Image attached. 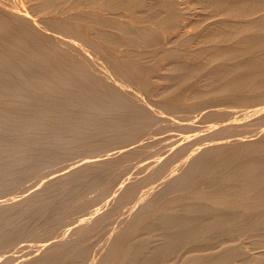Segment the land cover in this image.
Listing matches in <instances>:
<instances>
[{"label": "bare ground", "instance_id": "6f19581e", "mask_svg": "<svg viewBox=\"0 0 264 264\" xmlns=\"http://www.w3.org/2000/svg\"><path fill=\"white\" fill-rule=\"evenodd\" d=\"M24 1L0 0V188L15 191L25 176L48 162L57 166L61 156L86 153L72 155L67 166L58 159L63 167L50 172L47 166L46 179L0 196V246L6 245L0 264H244L246 259L264 264L263 130L260 137L252 136L263 128L252 126L264 123V0H193L192 9L186 7L194 14L190 23L181 14L182 0H26L28 7ZM37 12L43 14L37 17ZM95 57L105 69L92 68ZM107 68L115 80L106 79ZM158 78L166 85L159 93L153 86ZM134 82L146 96L158 88L151 96L162 108L159 114L125 87ZM196 108L216 120H206L211 133L193 142V155L179 173L164 172L185 144L167 158L161 155L166 159L152 170L148 166L156 159L146 161L143 155L146 163L139 167L151 172L138 180L131 175L134 181L128 182L124 170L125 178L111 190L123 162L155 138L157 123L171 124L176 119L168 114ZM154 125L157 131L148 135ZM190 154L177 160V167ZM100 182L103 192L115 196L109 209L98 212L109 198L92 199L89 206L96 207L87 205L61 221L59 213L73 201L87 203L76 185L94 189ZM61 194L72 201L55 205ZM128 203L130 218H120L123 225L108 232L90 257L94 243L88 245L87 239L105 221L122 216ZM28 216L52 226L38 243H32L30 233L32 242L19 246L23 232L40 229L25 226ZM68 231L70 238H63ZM13 243L16 254L10 253ZM38 249L41 254L29 260Z\"/></svg>", "mask_w": 264, "mask_h": 264}, {"label": "rangeland", "instance_id": "374dc122", "mask_svg": "<svg viewBox=\"0 0 264 264\" xmlns=\"http://www.w3.org/2000/svg\"><path fill=\"white\" fill-rule=\"evenodd\" d=\"M182 1H183V3H181V0H179V3H181V4L178 3V4L180 5V6H179V5H178V6H179V8L182 6V7H181L182 9H180V10H183V11L181 12V14L183 13L182 15H183L185 18L188 17V18H186V19H187V21L190 23L191 20L189 21L188 19H190V18L193 19V16H192V15H194V14H193V11H190L189 13H187V12H188L189 10L192 9L191 7H193V5H192V1H193V0H191V4H190V3L186 4V0H182ZM184 1H185V2H184ZM24 2L26 3L27 1L25 0ZM187 2H190V0H187ZM184 3H185V6L183 5ZM189 4H190L191 6H189ZM26 5H27V7H28V2L26 3ZM187 5H188V6H187ZM186 7H187V9L189 8L188 11L186 10ZM191 12H192V14H190ZM39 14H40V15H38V12H37L36 16H37V17L41 16V15L43 14V12H39ZM182 15H181V16H182ZM187 15H189L190 17L187 16ZM183 16H182V18L185 19ZM191 16H192V17H191ZM186 19H185V21H186ZM188 22H187V23H188ZM41 25H42V23H41ZM187 28H188V27H187ZM169 33H171V32H168V34H169ZM97 60H98V61H97ZM100 62H102V63H101L102 65L100 64V66H99V63H100ZM91 64H92V68H93V69H94L96 66H98V69H97V68L94 69V70L97 71V72H98V70L101 71L102 69H105V66H106V65H105V62H104L102 59H100V58L98 59V57H95L94 59H91ZM95 64H96V65H95ZM103 64H104L105 66H104ZM100 69H101V70H100ZM106 70H107V71H105L104 74H105V73H106V74H107V73L109 74V75H105L106 79L109 78L108 76H112V77H110L111 80H110V78L107 79V80H108V81H112V79L115 80V76H114L115 74H114V72H113L112 70L108 69V68H107ZM111 72H112V73H111ZM110 74H111V75H110ZM112 74H113V75H112ZM113 76H114V78H113ZM158 79H159V78H158ZM158 79H155V82H154L153 86H157V87H159L160 89H159V90H156V89H158V88H156V87H152L151 90L148 91L149 94H148L147 96L145 95V93H146L147 91L145 92V91L141 88V86L138 85L139 83H137V84H136V82H134V84L129 83V85L131 84V86H127V85L125 86V87H127V88L130 87L128 90H129L131 93L134 91L132 94H138L139 97H137V95H136V97L138 98V100H139L140 102L142 101V100H140V99H144L143 101H144V102L146 101V103L143 102L145 105H147V106H151V108L153 107L154 110H152V111H153L154 114H155V113L157 114L158 112H160V111L162 110V108H161V107L159 106V104H157L155 101H152V100H155V98H153L152 96L154 95V93H156L155 95H157V92H155V90L158 91V93H159V91L162 90V88H163V91L166 90V87H165L166 85H165V83H163L160 79H159V80H158ZM157 80H158V81H157ZM156 82H158V83H156ZM159 82H160L161 84L163 83L164 85L162 84V85H163V86H162L161 84H159ZM155 84H157V85H155ZM135 85H136V88H137V89H135ZM158 85H159V86H158ZM138 86H139V87H138ZM160 86H161V87H160ZM132 88H133V91H132ZM154 88H156V89H154ZM130 89H131V90H130ZM135 90H136V91H135ZM141 90H142L143 92H145V93H143ZM152 90L154 91V93H153ZM150 91H151V92H150ZM140 92H141V93H140ZM142 93H143V95H142ZM152 93H153V94H152ZM139 94H140V95H139ZM151 94H152V96H151ZM185 94H186V95H185ZM185 94H184V97L186 96V98H188L187 100L191 99V98H190L191 95L189 94V92H186ZM155 95H154V97H156ZM189 95H190V96H189ZM141 96H142L143 98H142ZM148 96H149V97H148ZM151 97H152V98H151ZM139 98H140V99H139ZM145 98H149L150 101H149V99L146 100ZM147 101H148L151 105H150ZM152 102H153V104H152ZM154 104H155V105H154ZM158 106H159V107H158ZM221 106H222L223 108H225V106H227V105H225V106H224V105H221ZM155 107H157V108L155 109ZM153 108H152V109H153ZM160 108H161V109H160ZM229 108H230V106H227L225 109H229ZM157 109H158L159 111H157ZM197 109H199V108L194 109V113H195V115H194V113H193V109H192L191 111H188V112L190 113V115L193 113V114L191 115L192 117L189 115L188 112H187V114H186V112H184V111H182V112H181V111H180V112H177V111H176V112H174V115H172V114H168L169 116L171 115V116L173 117V119L178 120V122H177L176 120H174V122H172L171 124H170V123L167 124V123H165V122H163V123H161V124H158V123H157L156 125H158V126L161 125V126H159V127L157 126V127H158V128H157V127L154 125L153 128L147 129V131H148V130L151 131V129H155V128L158 129V131H157V129H155L157 132L154 130L156 133H154L153 131H151L150 133L148 132V133H149V134H148L147 131H146V133H144V135H142V137H146V136H148V135L154 133V134H155V138H154L155 140L152 139V141H150L148 144H146V146H144L145 148L143 147V148L141 149V150H143L142 152H141V151H139V153L137 152L139 155H138L137 153H135V154L133 155V157H130V158H133V159H129V160H131L132 162L129 161V160H126V161L123 162L122 167H124V168H121L122 171L120 170L119 172L116 173V174H118L117 176H120V178H119V177H115V180L112 182V185H111V190L117 188V187H118V184L120 183V181H122L127 175H128V177H129V179L127 178L128 182H130V178H131V181H134V180H138L139 177L142 178V177L147 176V173H148V172L150 173L151 170H152L155 166H157V165H159L160 163H162V162L168 157V155H171V154H173V153L176 151V150H174V148L177 149V148H179V146L181 147L182 144H185V145L182 146V147H185V146H186L185 148H183L185 151L182 149L181 152L179 153V155H178V153H177V154H176L177 156H175L176 160H175V158H174L173 161H171V162L167 165V170H166L167 172H166V171L164 172L165 174H167L168 172H170V170H172V171L170 172L169 176H170V175H173L174 173H179V172L181 171V170L179 171V168H180V169H183V168L187 165V162L189 161V159H191V156L193 155V154H190V152H191V150H192L193 147L197 146V144L194 145L193 142L196 143V141H200L201 139H199L198 137L201 138V137H203V136H207V134H210V133H211V129H208L209 131L206 130V129H205V127H206L205 125L208 124V123L210 122V120H211V122L214 121V120H216L215 118H213V116H208V115H206V113H205V114H202L203 112H200V114H199V112H198ZM199 110H200V109H199ZM195 111H196V112H195ZM196 113H197L198 115H197ZM158 114H159V113H158ZM180 114H182V115H181V116H178V115H180ZM201 114H202L203 116L206 115V118H205V116L203 117ZM186 115L188 116V118H187ZM200 115H201L202 117H201ZM177 116H178V118H177ZM189 116H190L191 118H190ZM194 116L197 117V118L195 117V120H193V119H194ZM198 116L201 117L203 120H202V119L200 120ZM251 116H252V115H251ZM251 116L248 117L249 119H247V121H251L253 118H255V117L257 116V114H256V115H253L252 117H251ZM185 117H186V118H185ZM209 117H210V118H209ZM250 117H251V119H250ZM183 118H184V119H183ZM189 118H190V120H189ZM192 118H193V119H192ZM207 118H209V119H207ZM212 118H213L214 120H213ZM187 120H188V121H187ZM196 120L203 121L202 123H204V124L201 125L202 123H201L200 121H196ZM206 120L208 121V123H207ZM183 121H184L186 124L188 123L189 126H188V125L186 126V124H185ZM205 121H206V122H205ZM176 122H177V124H175ZM189 122H190V123H189ZM180 123H182V124L180 125ZM191 123H192V124H191ZM194 123L197 124V125L195 126ZM205 123H206V124H205ZM162 124H165V126L167 127V129H166V127H165L164 125H162ZM173 124H174V125H173ZM184 124H185V126H184ZM167 125H168V126H167ZM171 125H172V126H171ZM182 125H183V126H182ZM190 125H191V126H190ZM199 125L201 126V128H202L203 131H204V129H205L206 131H205V132L201 131V128H200ZM173 126H174V129H173ZM180 126H181L182 128H184V127L189 128L190 130H191V128L193 127V129H192L193 131H192V130L190 131L189 129H186V128H184V129L182 130V128H181ZM197 126H199V127L197 128ZM255 126H256V128H257V126H259V127H263V128H262V129H261V128H257V129H256ZM160 127H161V128H160ZM162 127H164V128H162ZM170 127H171V128H170ZM175 127H176V128H175ZM190 127H191V128H190ZM194 127H195L196 129H195ZM203 127H204V129H203ZM252 127L254 128V130L256 129V133L259 132V133H257L258 136H257L256 133H255L254 135H252L253 137H260L261 135H263L262 132L264 133V123H262L261 125H254V126H252ZM169 128H170V130H168ZM159 129H160V130L163 129V130L159 131ZM172 129H173V130H172ZM179 129H181V130H179ZM199 129H200V130H199ZM260 129H261V130H260ZM166 130H168V131H166ZM186 130H187V131H186ZM197 130H199V131H197ZM259 130H260V131H259ZM262 130H263V131H262ZM162 131H164V132L166 133L165 136L163 135L164 132H162ZM169 131L172 132V133H174V134L172 135V133H170ZM175 131H176V132H175ZM179 131H180L181 134L183 133V135H180V133H177V132H179ZM182 131H183V132H182ZM200 131H201V132H200ZM261 131H262V132H261ZM158 132H160V133H158ZM168 132H169V133H168ZM191 132H192V133H191ZM198 132H199V133H198ZM208 132H210V133H208ZM254 132H255V131H254ZM165 133H164V134H165ZM175 133H176V135H175ZM185 133H188V134L191 133V135L188 136V137L185 139V138H184V135H187V134H185ZM196 133H198V136H197ZM200 133H201V134L203 133V134L200 135ZM205 133H206V134H205ZM260 133H261V134H260ZM147 134H148V135H147ZM159 134L161 135V139H164V140L159 139V138H160V135H159ZM169 134H170V135H169ZM178 134H179V135H178ZM156 135H157V136H156ZM259 135H260V136H259ZM163 136H164L165 138H164ZM167 136H169V137L166 138ZM170 136H171V137H170ZM175 136H177V137H175ZM179 136H180V137L183 136V137H182V140H181V138H180ZM196 136H197V137H196ZM158 137H159V138H158ZM171 138H172V139H171ZM173 138H175V140H176L177 142H176V141L174 142V139H173ZM179 138H180V139H179ZM183 138H184L185 140H184ZM195 138H196V139H195ZM158 139H159L160 141H164L163 144L168 143V144H166L167 146L169 145L168 148H167L166 145H165V149H164V145H163ZM165 139H169V140H166V141H165ZM198 139H199V140H198ZM156 140H157V141H156ZM171 140H173V141H171ZM154 141H155V142H154ZM168 141H170V142H168ZM178 141H179V142H178ZM181 141H182V142H181ZM185 141H186V143H185ZM191 141H192V142H191ZM202 141H206V139H205V140L202 139ZM157 142H159V143H157ZM165 142H166V143H165ZM174 143H175V144H174ZM176 143H178V144H176ZM207 143H208V142H203L202 145H204V144L207 145ZM155 144H156V145H155ZM157 144H159V145H157ZM160 144H161V146H162L163 148L160 147ZM171 144H172V146H171ZM173 144H174L175 146H174ZM186 144H187V145H186ZM188 145H189L190 147H188ZM112 146H113V145H111V146H107V147H105V148H111ZM154 146H155V147H154ZM158 146H159V148H158ZM170 146L173 147V148H171ZM177 146H178V147H177ZM187 147L190 148V149H188ZM191 147H192V148H191ZM105 148H104V149H105ZM166 148H167V150H166ZM169 148H170V149H169ZM186 148H187V149H186ZM104 149L101 148V150L99 149V151H102V150H104ZM144 149H145V150H144ZM155 149H158V150L155 151ZM160 150L162 151V154H161V151H160ZM171 150H172V151L174 150V151L172 152ZM83 151H84V150H83ZM83 151L81 150V151L77 152V154L75 153V155H73L74 153H73V154H70V155L68 154L69 156L66 155V156L69 157V158H70V156H71V159H69V158L67 159L66 156H65L66 158H64V159L62 158V156H61L60 158H58V159L61 160V161L63 160L62 162H64V163H62V162L59 161L58 159H55V160L57 161V166H56V164H55V162H54L55 160H53L54 163H52V161H51V162H48V163L46 164V166H45V164H43L42 166H45V169H44V167H40V168L38 169L39 171L41 170L40 172L37 170V171L32 172L31 174H28V175H30V176H28V175H27L28 177L25 176V178L27 177V178H26L27 180H26L25 178H23L22 180H23L24 183H23V182H22V183H19L17 186H18V187L20 186L19 188L22 189V188H24V187H27L28 185H32V184H34L35 182L38 183L40 179H41L40 181H42V179H43V180L46 179L48 173L51 172V170H52L53 167H54L53 170H56L55 167L58 169V168L63 167L62 165H64V164L67 166V165L71 162V160H74V159H75L74 157H78V155H82V154H84V152L86 153V151H84V152H83ZM97 151H98V150H97ZM97 151H96V152H97ZM158 151H159V152H158ZM166 151H167V152H166ZM182 151H183V152H182ZM145 152H147L148 154L145 153ZM155 152H157V153H155ZM165 152H166V153H165ZM171 152H172V153H171ZM78 153H79V154H78ZM169 153H170V154H169ZM186 153H187V154H186ZM136 154L138 155V157H139V159H140L141 161L138 160ZM141 154H142V155H141ZM146 154H147V157H146ZM157 154H158V155H157ZM180 154H181V155H180ZM185 154H186V155H185ZM188 154H190V156L187 157L188 160L181 164L182 167H181L180 165L177 167L178 161L180 162L181 160H184V158H185ZM72 155H73L74 157H73ZM76 155H77V156H76ZM143 155H144V159H146V161H148L147 159H149V160H150V159H156V161H155V163H154L155 165L152 164V167H151V166H148L151 170H150L148 167H145V168H142V169L139 167L140 164H141L143 161H145V160L143 159ZM148 155H150L151 158H149ZM154 155H155V156H154ZM156 155H157L158 157H157ZM159 155H160V156L163 155V156L166 157V158H164L163 156H161V158H160ZM165 155H167V156H165ZM180 156H182V158H181ZM183 156H185V157H183ZM152 157H153V158H152ZM61 158H62V159H61ZM136 158H137V159H136ZM162 158H163V160H161ZM177 158H178V159H177ZM180 158H181V159H180ZM66 159H67V161H69V162L65 161ZM135 159H136L137 161H136ZM142 160H143V161H142ZM160 160H161V161H160ZM177 160H178V161H177ZM134 161H136V162H134ZM139 161H140V162H139ZM157 161H159V163H157ZM175 161H176V162H175ZM58 162H59V164H58ZM60 162L62 163L61 166H60ZM129 162H130V163H129ZM173 162H174V163H173ZM66 163H67V164H66ZM135 163H136V164H135ZM138 163H139V165H138ZM145 163H146V162H143V164H145ZM171 163H172V165H171ZM49 164H51V165H49ZM54 164H55V166H53ZM127 164H130V165H131V168H130V165H128V167H127ZM174 164L176 165V166H175L176 168L173 167ZM124 165H125V166H124ZM169 165H171V167H170ZM47 166H48V168L50 169V170L48 169V170L50 171V172H48V173L45 172V171H48V170H47ZM49 166H50V167H49ZM51 166H52V167H51ZM153 166H154V167H153ZM168 166H169V167H168ZM134 167H135V168H134ZM137 167H139V168H137ZM42 168H43V170H42ZM125 168H126V169H125ZM136 168H137L138 170H137ZM168 168H169V171H168ZM170 168H171V169H170ZM132 169H133V170H132ZM134 169H135V172H134ZM140 169H141V170H140ZM145 169H146V170H145ZM53 170H52V171H53ZM124 170H127L126 173H124V176H125V174H126L125 177H124L123 175H121V173H120V172H123ZM128 170H129V171H128ZM144 170H145V172H144ZM175 170H176L177 172H176ZM42 171H43L45 174H44ZM132 171H133V172H132ZM137 171H138V172H137ZM140 171H141V172H140ZM38 172L40 173V174H39L40 176L37 175ZM124 172H125V171H124ZM129 172H130V173H129ZM139 172L141 173V175H140ZM146 172H147V173H146ZM145 173H146V175H145ZM149 173H148V174H149ZM42 174H43L45 177H44ZM122 174H123V173H122ZM142 174H144V175H142ZM31 175H32V176H31ZM131 175H135V176H136V179H135V176L133 177V176H131ZM121 176H122V178H121ZM141 176H142V177H141ZM34 177H35V178H34ZM38 177H39V178H38ZM41 177H43V178H41ZM132 177H133L134 180L132 179ZM137 177H138V179H137ZM28 178H29V179H28ZM33 178H34V179H33ZM35 179H37V180H35ZM120 179H121V180H120ZM22 180H21V181H22ZM24 180H25V181H24ZM30 180H31V182H30ZM152 180H155V179H152ZM33 181H34V182H33ZM37 181H38V182H37ZM101 182H102V180H101ZM101 182L99 183V185L94 186V189H93V186L86 185V183H84V184H83V183H82V184L79 183V185L77 184L76 187H78V189L82 190V194H83L82 196L84 197V200H87V203H86V205L83 204V206H78V205H76V201H73L72 204H71L68 208H66V210H64V211H62L61 213H59L61 221H68V220L72 219L73 217L76 216L75 213H77V211H80L83 207H86L87 205H88V207H89L88 209H93L94 206L96 207V204H95L93 207L91 206L92 208H90L89 205H90V203H92L94 200H95V201L98 200V201H100V203H103V202L105 201V198H107V199L109 198V200L107 201V204L104 205V206H103L98 212L101 213V212H104L105 210H108V209H109L108 207H110V206L112 205V202L114 201L115 196L113 197V199H111V196H110L109 194H106L105 192H103V190L101 189V186H102V183H101ZM153 182H155V181H152V183H153ZM114 183H116V184H114ZM117 183H118V184H117ZM144 183H145V182H144ZM152 183H149V184H147L146 186L141 187V189H142V188L145 189L146 187L150 186V184L152 185ZM22 184H23V185H27V186H23ZM80 184H81V185H80ZM113 184H114V186H113ZM21 185H22L23 187H21ZM17 186H15L17 190H16L15 187H14L15 191L12 190V189H13L12 187H8V191H7V188H4V189H6L5 192H7V193H4V190H2V188H0V190L2 191V193H1V191H0V196H1V195H2V196H5V195H6V196H8V195L10 196L11 193H12V195H13V194H16V193L20 192V191H19V188H17ZM41 186H42V187H41ZM89 186H90V187H89ZM99 186H100V188H99ZM112 186H113V188H112ZM34 187H35V185H34ZM43 187H44V185H40V186H39L38 188H36V189L39 190L40 188H43ZM72 187L75 188V185H74V186L72 185ZM84 187H85V189H84ZM9 188H10V189H9ZM11 188H12V189H11ZM90 188H92V190H90ZM100 189H101V190H100ZM120 189H121V188H120ZM9 190H10V191L12 190L14 193H13V192L10 193ZM84 190H85V191H84ZM16 191H18V192H16ZM151 191H152V190H151ZM151 191H150V193L146 194V196H145L146 198L148 197V195H149V196L151 195ZM8 192H9V193H8ZM87 192H88L89 194H88ZM94 192H96V194H98V195H96ZM117 192H120V190L116 191V193H117ZM93 193H94V195H93ZM103 193H105V194H103ZM116 193H115V194H116ZM152 193H153V191H152ZM3 194H5V195H3ZM92 195L94 196V198H93ZM104 195H106V196H104ZM107 195H108V196H107ZM116 195H117V194H116ZM90 196H91V198H90ZM95 196L98 197V198L96 199ZM109 196H110V197H109ZM59 197H60V198H59ZM62 197H63V198H62ZM17 198H19V197H16L15 199H17ZM87 198H88V199H87ZM59 199H60V200H59ZM92 199H93V201H91ZM103 199H104V200H103ZM144 199H145V198H144ZM102 200H103V201H102ZM56 201H58L57 204H62L63 201H68V202H70V201H72V200L69 199V198L67 197V195L64 196V194H63V195L61 194V195L58 196L57 199L55 200V202H54L55 205H56ZM59 201H60V202H59ZM101 201H102V202H101ZM73 203H74V204H73ZM130 204H132V203H130ZM130 204L128 203L126 206L122 207L121 210H123V208H124V210L120 212V213L122 214V216H119V214H117V216L115 217L114 221H111V220H107L108 222L105 221L106 223H103V224H102L103 226L100 225V226H98V228H96L97 230L99 229L97 232H95L96 235H95V233H94L93 236L90 237V238H92V239L88 238L89 241H88V239H87V243H88V245H92V244L94 243L92 246H89V248H90V249H89V253H90V252L92 253V255H91V253H90V255H91L90 257H92L93 254L95 253L94 251H95V249H96V246H97V248H98L99 246H101V245H102L101 243H103V239L105 240V237H107V236L109 235V233H111V231H113L114 229L116 230V229H118L121 225H123L124 222L121 221V220H119L120 218H124V219H129V218H130V216H131L130 213H132V212L128 211V208H127ZM80 207H81V208H80ZM135 207H136V206H135ZM135 207H134V208H135ZM73 208H74V209H73ZM136 208H137V207H136ZM67 209H69V210H67ZM77 209H78V210H77ZM88 209H87V210H88ZM102 210H103V211H102ZM70 211H71V212H70ZM74 212H75V213H74ZM122 212H123V213H122ZM128 212H130V213H128ZM71 213H72V214H71ZM127 213H128V214H127ZM61 214H62V216H61ZM67 214H70V215L67 216ZM73 214H75V215H73ZM121 214H120V215H121ZM123 214H124V215H123ZM55 215H57V212L55 213ZM71 215H72V217H71ZM64 216H67L68 219H67L66 217H64ZM31 217H33V216H28L27 218L25 217V219L23 220V223H25V224L27 223L25 226H26V227H32V226H30V225H34V226L39 227L40 229L37 228V229H35V230H31L32 232H31V231L23 232V234H24V235L26 234L27 237H25L24 235L19 237V238H22V240H23V237H24V240H23V241L20 240L21 242L18 243L19 246H20V244H21L22 242H24V241H27V242L29 241L28 243H30V242L33 241L32 243H35V242H36L35 240H37V243H38V241L40 240V238H42L44 235H46V234L49 233L48 231L50 230V226H52L51 223H49V221H48V224L45 223L44 221H43L44 224H42V223H41V220H39L40 222H38V219L36 218V216L33 217V220H31V219H32ZM61 217H62V218H61ZM63 217H64V218H63ZM29 218H30L31 221H29ZM65 218H66V220H65ZM26 220H27V222H26ZM119 221H120V222H119ZM31 222H32V223H31ZM46 222H47V221H46ZM53 223H54V222H52V224H53ZM108 223H109L110 225H109ZM41 224H42L43 227H46V228H43L42 226H40ZM28 225H29V226H28ZM107 225L109 226V228H108ZM118 225H119V226H118ZM34 226H33V227H34ZM48 227H49V228H48ZM63 228H64V227H63ZM42 229H44V230H42ZM45 229H47V230H45ZM101 230H102V231H101ZM103 231H104V232H103ZM99 232H100V233H99ZM108 232H109V233H108ZM30 233H31V236H33V238L30 236ZM106 233H107V234H106ZM27 234H29V235H27ZM68 234H69V235H68ZM70 234H71L70 231H68V232H66V234L62 235V237L65 238V239H66V238H70ZM35 235H36V237H35ZM101 235H102V236L105 235V236H103V238H102ZM65 236H66V237H65ZM95 236L98 237L97 240H98V239H100V240L96 241V237H95ZM25 238H26V239H25ZM29 238H32L33 240L31 239V240H32V241H31ZM35 238H36V239H35ZM101 238H102V239H101ZM28 239H29V240H28ZM92 240H93V241L95 240L96 242H95V241L93 242ZM101 240H102V241H101ZM91 243H92V244H91ZM95 244H96V245H95ZM99 244H100V245H99ZM3 245H4V243L0 246V249H1V250H0V255L3 254V253L5 252V250H2V248H3L4 246H6V245H4V246H3ZM16 245H17V243H15V244L13 243V244L10 245V246H11L10 253H13V254H14V253L16 252V250H17V246H16ZM94 245H95V247H94ZM10 246H9V248H10ZM15 246H16V247H15ZM9 248H8V249H9ZM18 248H19V247H18ZM29 248H30V247H29ZM32 248L34 249L35 246H34V247L32 246ZM32 248H31V249H32ZM14 249H16V250H14ZM252 249L254 250V249H256V248H251V251H253ZM3 251H4V252H3ZM11 251H12V252H11ZM30 251H31V250H29V251L27 250V252H30ZM38 251H39V254H38ZM42 251H43V250H42ZM42 251H40V249H38L37 252L33 251V252H31L30 254H28V256H32V255L35 256L36 254H38V255H37V257H38V256L41 254ZM16 253H17V252H16ZM16 253H15V254H16ZM33 253H35V255H34ZM33 256L30 257V258H28V259L31 260L32 258H35V257H36V256H35V257H33ZM2 258H3V257H0V259H1V260H0L1 262H0V263H2V261H3ZM244 261H245V260H244ZM244 261H242V262H244ZM16 262H17V261H16ZM16 262H14V263L16 264ZM17 263H20V262L18 261ZM249 263L251 264L250 260H248V259H246V261L244 262V264H249Z\"/></svg>", "mask_w": 264, "mask_h": 264}]
</instances>
